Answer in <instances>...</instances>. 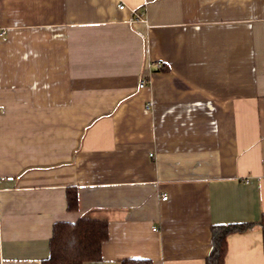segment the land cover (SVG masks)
<instances>
[{"label": "crops", "instance_id": "crops-1", "mask_svg": "<svg viewBox=\"0 0 264 264\" xmlns=\"http://www.w3.org/2000/svg\"><path fill=\"white\" fill-rule=\"evenodd\" d=\"M263 215L264 0H0V264L87 218L85 264H206L245 222L225 264H264Z\"/></svg>", "mask_w": 264, "mask_h": 264}, {"label": "trees", "instance_id": "trees-1", "mask_svg": "<svg viewBox=\"0 0 264 264\" xmlns=\"http://www.w3.org/2000/svg\"><path fill=\"white\" fill-rule=\"evenodd\" d=\"M69 210L78 208L76 188L67 189ZM264 233V215L259 221ZM255 222L217 224L213 226V249L206 257V264H225L228 250L227 237L232 232L245 231ZM110 237L109 224L105 219H78L77 221H58L54 224L50 239V254L41 264H85L102 258V244ZM264 242V236H263ZM123 264H152L150 260H123Z\"/></svg>", "mask_w": 264, "mask_h": 264}, {"label": "built area", "instance_id": "built-area-1", "mask_svg": "<svg viewBox=\"0 0 264 264\" xmlns=\"http://www.w3.org/2000/svg\"><path fill=\"white\" fill-rule=\"evenodd\" d=\"M125 7V5L124 4H122L121 6H120V8L122 9V8H124ZM3 32H1V34H2ZM145 85V81L143 80L141 83H140V86L142 87V86H144ZM164 198H166V197H164Z\"/></svg>", "mask_w": 264, "mask_h": 264}]
</instances>
